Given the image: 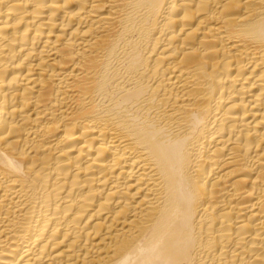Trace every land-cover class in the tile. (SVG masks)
Segmentation results:
<instances>
[{
  "label": "bare ground",
  "instance_id": "1",
  "mask_svg": "<svg viewBox=\"0 0 264 264\" xmlns=\"http://www.w3.org/2000/svg\"><path fill=\"white\" fill-rule=\"evenodd\" d=\"M0 264H264V0H0Z\"/></svg>",
  "mask_w": 264,
  "mask_h": 264
}]
</instances>
